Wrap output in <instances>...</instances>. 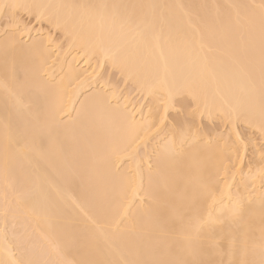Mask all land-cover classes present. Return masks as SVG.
<instances>
[{
  "label": "bare ground",
  "instance_id": "bare-ground-1",
  "mask_svg": "<svg viewBox=\"0 0 264 264\" xmlns=\"http://www.w3.org/2000/svg\"><path fill=\"white\" fill-rule=\"evenodd\" d=\"M0 4L44 17L86 61L107 57L151 108L162 101V116L176 97H190L204 117L240 121L264 137V0ZM14 33L0 40V194L19 191L6 212L25 215L48 254L72 264H264V190L259 175L232 183L235 144L190 134L194 117L150 144L157 111L135 120L128 97L113 101L115 90L75 106L88 79L77 58L50 79L46 39L27 45ZM5 238L0 264H29Z\"/></svg>",
  "mask_w": 264,
  "mask_h": 264
},
{
  "label": "rangeland",
  "instance_id": "rangeland-1",
  "mask_svg": "<svg viewBox=\"0 0 264 264\" xmlns=\"http://www.w3.org/2000/svg\"><path fill=\"white\" fill-rule=\"evenodd\" d=\"M0 5H3V7H0V40L5 39L4 37L11 35L10 33L12 32H16V33L18 32L19 37L21 38L20 39L21 43L22 42L28 43L27 45H29V43L31 44V42L33 43L39 40H40L39 42L43 43L44 42L43 39H46L45 41L47 42L46 43L44 42L43 44L47 45L46 47H48L50 50L49 53L51 52L50 54L52 57H50L51 58L50 60L52 61V64L54 63L55 67L57 66L55 68L52 65L53 68L52 71H54V73L51 74L52 78L50 79L56 80L55 78H58L57 76L60 77L61 74L63 75L65 69L64 63H66V59L69 60L70 58L73 57L77 58V65H78L77 68L80 69L82 72H86L85 75H87L86 78L88 77V79L83 80L85 82V85L84 87H82V89L79 90L80 93L77 96V98L75 97L76 98L74 101L76 102V104L74 103L75 106L79 104L82 97L88 93L90 94L91 92L94 91H99V92L102 91V93L108 94L111 91L115 90L116 97H114L113 101L119 102L120 100L127 99L126 97H128L131 103L130 106L134 108L133 118H136L135 120H140L145 118L148 115V113H150V111L155 112L154 114L156 118L157 117L156 111H157L159 117L157 119H160L161 117V121H160L161 123L159 126L154 128L155 131L153 132V136L151 137L150 140L151 142L148 141L150 144L156 141L154 136L157 137L158 141H160L161 138L164 139V137H166L169 134L168 129L172 128L171 126L174 125L173 123L177 122L176 120L179 119L183 120L194 117L193 119H195V121L192 119L194 122H193V128L190 127L191 128L190 134H192L191 131L193 129L194 132L197 131L198 134H200V137L203 138L201 140L204 141L206 140L207 143L221 142L224 145V143L226 142V145L228 143H230L229 145L235 144L234 147L236 148V150H238V153L236 154L239 157L236 156L238 158L237 160L235 159L234 163L233 162L229 163L232 172L234 170L235 172H237L236 174L233 175V180L235 181L232 183L236 184L235 183L237 182L236 178L241 177L242 179V177H244L246 174H249L248 176H250V174L259 175L258 176L259 183L257 185L258 190L260 189L264 190V147H262V145H264V139H263L264 137L259 132V130H256V128L246 125L240 121L238 122L235 121L233 124L232 123L233 121L231 120L228 121L227 119H226L227 121L225 119L223 120L220 115L211 118L204 117V115L199 114L198 111H196L198 109H196V106L193 104L194 101L190 97L189 98L184 97L186 98L185 109L178 106L179 102L182 101V99L185 101V99L182 96L176 97L174 100L175 101L174 106H172L171 109L167 110L165 112V115L162 116V107H161L162 101L158 102L156 109L151 108L152 107L151 105L153 104H151L152 102H150V98L147 95L146 96L143 95L142 92L139 91L138 89H135L134 88L135 85L132 84L133 82H131L130 79H129L130 81L126 80V78L122 76L123 74L119 72L118 69H115V67L114 68L111 67L110 63H108L109 59L108 60L106 59L107 57L106 58L104 57L105 59L102 58L103 60H101V58H99L98 55L97 56L94 55V57L92 56L91 58L88 59V61H86L85 56L82 55V53H80V50L75 49V47L70 48V45L67 42L68 41L67 36H64L61 30H59V28L52 26L51 22H49L44 17H40L37 14L32 13V11L29 12V10L27 9L23 10L21 8H17L14 10L12 9L9 10V7L6 6L5 4H0ZM22 27L24 28L27 27L28 28L27 30L29 31H20ZM59 56L62 57V58L60 57V61L58 60ZM61 59L63 60L62 62ZM57 62H61L59 63V65L61 64L60 65L61 69L60 66L56 64ZM61 70L63 71V73ZM47 77H50V75L49 76L46 75L45 79H47ZM50 79L47 80L50 81ZM74 105H73L74 107L73 109H75ZM190 120L191 119H189V121ZM190 126H192V124ZM165 133L168 134H166L165 136ZM221 143L220 144L218 143V145H222ZM148 148H147L148 150L146 148L145 149L147 151H149L150 149L154 150V147L153 148L148 147ZM140 149L138 150L139 152L141 151L143 152V150H145V149L142 150ZM147 151L145 152L147 153ZM150 152L151 153L148 152L150 156H148L147 154V160H149L148 163L154 156L152 154L153 151L150 150ZM123 161L121 163H118L117 165L118 168L121 165L127 166L128 162H130L129 160H125L124 162ZM149 164L148 166L151 167V165ZM124 167L125 166H123V168ZM255 168L260 169V170L259 169L255 170L256 172L259 170L257 174L256 172L254 173ZM252 172L254 174H252ZM219 179H220L219 181L220 183L224 182V180H222L224 179L223 176L222 177L220 176ZM14 188L12 186L13 189L12 192L14 191ZM18 190L19 189H17L16 191ZM12 192L9 191V195ZM18 192L16 193L17 195ZM16 194L14 196L10 195L11 197H6L7 195L0 194V231H1L0 233H3L4 236L8 238V243H10L9 246H11L10 247L11 253L14 254L15 256L19 255L23 260L28 261L29 264H72L70 262H67L63 258L62 260H64V262L61 259L57 260L56 257L54 258L53 254H52L53 256L51 255V252L48 254L47 248H49L48 246H50V244L48 245L49 242L45 243L44 241H41L43 244L42 246V244L40 243L41 238L38 241V238L40 236L35 234L37 231L35 232L32 223L28 224L29 219L28 218L26 219L25 215L13 216V217L8 216L7 213L10 210L9 207L13 208L11 207L12 205H9V202L13 200L14 202L11 201V203L14 205L18 203V201H20L18 198L19 195L17 196ZM14 197L18 198V201H16L17 199L15 200ZM138 199L139 198L137 197L136 200ZM143 200L145 201L144 198L140 199V201L142 202L141 204H144ZM5 203L9 205L7 212H6L7 208L5 207L6 206ZM6 238L5 240H7ZM44 245L47 246L44 248ZM52 248L53 247L51 246L50 249L53 250ZM59 260H61L62 262Z\"/></svg>",
  "mask_w": 264,
  "mask_h": 264
},
{
  "label": "snow or ice",
  "instance_id": "snow-or-ice-1",
  "mask_svg": "<svg viewBox=\"0 0 264 264\" xmlns=\"http://www.w3.org/2000/svg\"><path fill=\"white\" fill-rule=\"evenodd\" d=\"M262 147H264V145H262Z\"/></svg>",
  "mask_w": 264,
  "mask_h": 264
}]
</instances>
